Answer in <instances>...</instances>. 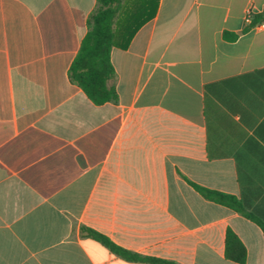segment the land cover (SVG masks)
<instances>
[{"label":"crops","instance_id":"0c3cea01","mask_svg":"<svg viewBox=\"0 0 264 264\" xmlns=\"http://www.w3.org/2000/svg\"><path fill=\"white\" fill-rule=\"evenodd\" d=\"M95 6L0 0V264H154L82 226L176 264H264L261 227L188 182L264 221V0H157L112 46L103 104L68 76Z\"/></svg>","mask_w":264,"mask_h":264},{"label":"trees","instance_id":"16d2710c","mask_svg":"<svg viewBox=\"0 0 264 264\" xmlns=\"http://www.w3.org/2000/svg\"><path fill=\"white\" fill-rule=\"evenodd\" d=\"M156 6L157 0H96L87 18V31L68 69L70 81L94 104L117 100L115 87L107 84L115 75L110 60L111 48L114 45L127 47L137 28L154 15ZM188 182L206 199L226 205L256 222L264 234V221L246 211L234 195ZM81 231L126 261L176 264L131 252L91 228L82 226ZM224 253L226 258L238 263L244 262L246 257L244 245L230 229L226 231Z\"/></svg>","mask_w":264,"mask_h":264},{"label":"built area","instance_id":"2783aa9c","mask_svg":"<svg viewBox=\"0 0 264 264\" xmlns=\"http://www.w3.org/2000/svg\"><path fill=\"white\" fill-rule=\"evenodd\" d=\"M250 13L248 12L247 15H246V21H249V18H250ZM264 25V24H263Z\"/></svg>","mask_w":264,"mask_h":264}]
</instances>
